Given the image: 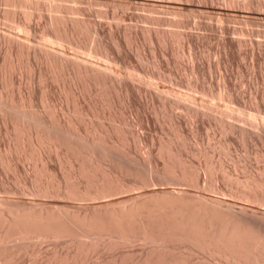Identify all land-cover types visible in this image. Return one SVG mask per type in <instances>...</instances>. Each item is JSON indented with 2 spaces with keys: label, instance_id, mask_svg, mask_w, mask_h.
Here are the masks:
<instances>
[{
  "label": "bare ground",
  "instance_id": "bare-ground-1",
  "mask_svg": "<svg viewBox=\"0 0 264 264\" xmlns=\"http://www.w3.org/2000/svg\"><path fill=\"white\" fill-rule=\"evenodd\" d=\"M80 3L147 5L158 14L173 10L177 17ZM0 4L9 7H0V16L17 32L0 29L1 264L14 263L30 245L37 248L47 241L69 248L59 258L60 251L49 249L53 257L46 256L48 264H82L99 247L117 251L118 257L142 254L137 264L177 252L202 253L207 260L203 264H264V170L255 169L250 160L254 156L264 161V122L257 119H264V93L252 85L256 89H249L247 100L248 91H238L231 78L234 69L244 81L248 75L251 79L250 67H264V29L204 20L208 14L218 22L230 17L264 22V0ZM189 12L201 14V19L192 20L197 15L191 18ZM110 18L137 23L107 24ZM214 31L221 36V47L215 50L209 44ZM213 54L218 59L212 63ZM181 69L188 80L181 77ZM217 69L224 71L219 70L222 81L214 87L205 81ZM178 86L193 92H181ZM194 92L224 100L233 110L221 112V103L200 101ZM130 112L136 119L127 117ZM158 121L169 123L167 133L152 136L141 130ZM136 123L140 130L133 128ZM216 126L225 135L218 145L227 156L238 144V134L245 154L231 160L245 174L236 175L239 170L235 174L211 155L206 142L217 137ZM142 145L146 158L139 153ZM171 184H203L212 193ZM226 195L246 203L236 204ZM36 256L31 258L37 261Z\"/></svg>",
  "mask_w": 264,
  "mask_h": 264
},
{
  "label": "rangeland",
  "instance_id": "rangeland-1",
  "mask_svg": "<svg viewBox=\"0 0 264 264\" xmlns=\"http://www.w3.org/2000/svg\"><path fill=\"white\" fill-rule=\"evenodd\" d=\"M162 1H164V0H162ZM165 1H166V0H165ZM261 1H263V0H261ZM66 2H67V1H65V3H66ZM219 2H220V4H221V3H225V0H224V1H223V0H222V1L219 0ZM68 3H69V4H73L72 1H71V3H70V1H68L67 4H68ZM177 3H178V2H177ZM181 3H183V2H179L178 5H179V6H182ZM74 4H75V2H74ZM76 4H77V3H76ZM80 4H83V3H80ZM1 5H2V6H1ZM83 5H84V6L87 5L88 7H91L93 4L90 5V4H88V3H87V4L84 3ZM89 5H90V6H89ZM93 6H94V7H97V8H98V7H99V8H110V6H112V9H114V10H116V11H118V12H122V11H126V12H128V9H129V12H136V13L138 12V13H142V14H149V13L152 14V13H153L152 15H163V16H165V17H166V16H168V17H169V16H170V17H174V16H175V13H173V10H172V11H171V10H170V11H169V10H165V13H161V14L159 13V14H158V13L154 12V11L152 10L151 7H149V6H147V5L144 6V7H142V6H138V8H137L135 5L131 6V7H132V8H131V7H129L128 5H125V6H124V5H121V4H119V3H117V4H116V3L109 4V5H106L105 7H104V5H97V4H94ZM102 6H103V7H102ZM114 6H115V7H114ZM118 6H119V7H118ZM0 7H1L2 9H4V8L9 9V7H8L7 5H4V4H0ZM94 7H93V9H96V8H94ZM113 7H114V8H113ZM91 8H92V7H91ZM119 8H120V9H119ZM121 8L124 9V10H122ZM134 8H135V10H134ZM6 9H5V10H6ZM118 9H119V10H118ZM132 9H133V10H132ZM137 9H138V10H137ZM146 9H147V10H146ZM149 9H150V10H149ZM242 9H243V8H242ZM121 10H122V11H121ZM130 10H131V11H130ZM139 10H140V11H139ZM243 10H244V9H243ZM167 11H168V12H167ZM244 11H246V10H244ZM144 12H146V13H144ZM168 13H169V14H168ZM170 13H171V14H170ZM192 13H194L195 15L192 14ZM188 15H189V17H191V18H192L193 16H196V15H197V17H193L192 20H194V19H195V20L201 19V18H200V17H201V14H198L197 12H196V13H195V12H189ZM204 15H205V14H204ZM204 15H203V16H204ZM198 16H200V17H198ZM206 16H207V17H206ZM206 16H204V17H206L207 19L204 18V17H202V18H204V20H206V21H211V22H212V21L214 22V21L217 20V21L214 22V23H215V24H218V25H219L220 23H224V24H227V25H230V26H236V25L238 24L237 27L240 26V27L249 28V29H253V28H254V29H255V28H257V29H264V28H262V27H264V24H263L264 22L261 21V20H260V21H257V20H256V21H253V23H252V21H246V20H243V18H237V19L239 20V21H238L236 18L230 17L231 19L228 18L229 21L226 19L227 21H226V20H219L220 22H218V19H216V18L214 19V18H213V19H214V20H213V19L209 18L208 14H207ZM175 17H177V16H175ZM232 18H233V19H232ZM3 20H4V21H3ZM108 20H109V19H108ZM232 20H233V21H232ZM235 20H236L237 23L235 22ZM5 21H6V23H5ZM7 21H8V20H6L5 18H2V16H0V24L2 25V26L0 25V29L3 28V31H4V32H6L7 30H10L11 32L8 31L9 34H10V33H11V34L13 33L12 35H14V33H17L16 30L12 29V27H11V25H10L11 23L8 22V23H9V24H8ZM123 21H125L126 24H125V22H123ZM243 21H244V22L246 21V22L244 23ZM106 22H107V24H108V23H111V22H112V23H115V24H120V23L122 22L121 24H122L123 26H126V27H130V25H131V27H133V26H134L133 24H136V23H137V22H134V21L129 20V19H126V20H120V22H119V20L116 21V19H114V18H113V19L110 18V22L107 21V20H106ZM128 22H129V23H128ZM217 22H218V23H217ZM226 22H228V23H226ZM238 22H239V23L241 22V23L239 24ZM242 22H243V23H242ZM255 22H256L257 24H255ZM258 22H259V23H258ZM2 23H3V24H2ZM132 23H133V24H132ZM233 23H234V24H233ZM248 23H249L250 25H249ZM6 24H7V25H6ZM124 24H125V25H124ZM129 24H130V25H129ZM138 24H139V25L142 24L141 26H143V25H147L148 23H144V22L141 23V22H139ZM192 24H193V23H192ZM242 24H243L244 26H243ZM246 24H247V25H246ZM258 24H259V26H258ZM261 24H262V25H261ZM8 25H9V26H8ZM128 25H129V26H128ZM132 25H133V26H132ZM7 26H8V27H7ZM147 26H150V24H148ZM165 26H166V25H164V27H165ZM255 26H256V27H255ZM1 27H2V28H1ZM162 27H163V26H162ZM164 27H163V28H164ZM167 27H170V26L167 25ZM167 27H165V29H166ZM252 27H253V28H252ZM10 28H11V29H10ZM171 28L174 29L173 27H170L169 29H171ZM175 29H176V28H175ZM188 29H189V28H188ZM190 29H193V28L190 27ZM13 30H14V31H13ZM177 30H180V28H178ZM181 30H182V28H181ZM194 30H196V28H195ZM3 31H2V32H3ZM8 32H7V34H8ZM215 32H216V31L213 32V35H212L211 41L209 42V44H211V46H213V47H210V45L208 46V48H209V47H210L211 49L214 48V50H215V48L221 47V44L219 43V42H221V39H220L221 36H220V34H219L218 32H217V33H218L219 35H218L217 33H215ZM218 36H219L220 38H219ZM213 37H214V38H213ZM216 38H217V39H216ZM256 38H258V39H257L258 41H260L259 39L263 40L262 38H259V37H255L254 39H256ZM214 39H215V40H214ZM213 41H214V42H213ZM211 42H212V43H211ZM214 43H215V44H214ZM212 44H213V45H212ZM218 44H219V45H218ZM247 46H248V48H247L246 46H244V47H245L244 49L247 48L248 50H250L251 47H250L249 45H247ZM249 47H250V48H249ZM208 48H207V50H210V48H209V49H208ZM256 48H257V47H256ZM147 52H148V51H147ZM149 54H150V53H149ZM149 56H150V55H149ZM217 56H218V55H215V54H213V55L211 56V57H212V58H211L212 63H213V61L215 62V60L218 59ZM184 58H186V59H183V61L185 60L184 62H186V64H187V62H188V60H189V56L186 54V56H184ZM187 58H188V59H187ZM215 58H216V59H215ZM245 60H247V61H246L247 64L244 62V60H242V62L245 63L247 66H250V63H251V61H250V60H251L250 57H249V56H248L247 58L245 57ZM248 60H249L250 62H249ZM183 61H182V62H183ZM184 62H183V63H184ZM248 64H249V65H248ZM181 65H185V64H181ZM181 67H182V66H181ZM219 70H220L222 73H223V71H224V69H219ZM219 70L217 69V72H215V71H216V69H215V71H214L215 73L213 72L211 76H208L209 78L206 77L207 80H206L205 82L208 81L207 83H209V84H211V85L214 84V85H213L214 87H217V85L219 86V85L221 84V81H222V79L219 78V77L221 76V74H220L221 72H219ZM254 70H255V71H254ZM253 71H254V72H253ZM262 71H263V72H262ZM184 72H185V70L181 69L180 75L182 74L181 77L184 76V78H185L186 75H189V74H188L187 72H185V73H184ZM231 72H232V73H231V78H232L233 82L235 81V82H234V85H236V88L239 89L238 91H242L243 89L248 91V95H247V98H248V99H247V100H250V99H251V98H250V96L252 95L251 92H250V94H249V89H250L251 87H252V89H250V91H252L254 88L256 89V87H257V88H259L260 91H262V93H264V82H263V80H264V67H263V68H262V67H256L255 69H253V68L250 67V72H251L250 74L252 75L250 78H251L252 80H251V79H249V80H250L251 83L249 82V80H248V78H247V77H249L250 75H248L247 77H245V79H244V81H243V79H241V77H239V75H237L238 73L236 72L235 69L232 70ZM235 72H236V73H235ZM255 72H256V73H255ZM186 73H187V74H186ZM217 73H219L220 75L217 74ZM261 73H262V74H261ZM232 74H233V75H232ZM215 76H216L217 78H215ZM235 76H236V77H235ZM188 77H190V76H188ZM188 77H186L187 80L189 79ZM211 77H212V78H211ZM262 77H263V78H262ZM184 78H183V79H184ZM186 78H185V80H186ZM214 79H215V80H214ZM217 79H218V80H217ZM209 80H211L212 82L210 83ZM219 80H221V81H219ZM241 80H242V83H241ZM253 80H254V81H253ZM255 80H256V81H255ZM213 81H214V82H213ZM237 81H239V82H237ZM245 81H246V82H245ZM217 82H220V84L217 83ZM236 82H237L239 85H237ZM248 82H249L250 84H249ZM252 82H253V84H252ZM207 83H206V84H207ZM215 83H216V86H215ZM248 84H249V85H248ZM256 84H257V85H256ZM252 85H255L256 87H255V86H252ZM262 85H263V86H262ZM245 86H247V87H245ZM183 87H184V86H183ZM183 87L181 88V86H178L177 88H178V89L180 88V89H181V92H186L187 89H188L187 86H185L186 88H185V87L183 88ZM239 87H240V88H239ZM242 87H243V88H242ZM247 88H248V89H247ZM184 89H186V90H184ZM241 89H242V90H241ZM261 89H262V90H261ZM188 91L191 92L192 90L188 89ZM188 91H187V92H188ZM192 92H193V91H192ZM253 92H254V90L252 91V93H253ZM194 93H195L197 96L200 95V96H199L200 101L202 100L203 102H206V103H207V101L204 100V98L207 99V100L211 99V98H208L207 96L205 97L204 95H201V94L198 93V92H194ZM245 94H247V92H245ZM202 96H203V99H201ZM215 100H216V99H215ZM209 101H210V102H209ZM209 101H208L209 104H212V103H214V102H217V103H215V105H216V104L218 105V103H221V104L224 103V100H220V101H218V99H217V101H214V99H213V100L211 99V100H209ZM221 104H219V107H220L221 109H219V107L216 105V106H217V109L220 110L221 112H223V111H224V112H225V111H230V109H231V111L233 110V108H231V106H230V107H227V106H229V105H227V103L222 104V106H221ZM216 106H215V107H216ZM223 107H224V108H223ZM226 108H228V109H226ZM214 112H215V111H214ZM221 112L219 113V111H217V112H215V113H216V114H217V113H218V114H221ZM130 113H131V112H130ZM131 114H132V113H131ZM131 114L128 113L127 115H129V116H127V117H128V118L131 117L130 119H132V118L136 119V117H135L136 115L133 116L134 113H133L132 115H131ZM149 114H150V113H149ZM183 114H185V113H183ZM183 114H182V117L184 118V116H185L184 120L187 119V120L189 121V117L186 116V114H185V115H183ZM246 116H247V114H246ZM248 116L251 117L252 119H254L253 116H251L250 114H248ZM187 117H188V118H187ZM249 117H247V118H249ZM251 118H249V119H251ZM257 119H259V121H260V120H263V122H264V119H262V118H257ZM132 120H133V119H132ZM187 120H186V121H187ZM165 122H166V121H165ZM190 122H191V123H189V122H187V123H189V125L191 124L190 126L192 127V126H193V125H192V121L190 120ZM158 123H159V124H158ZM158 123L155 124V125H152V124H151L148 128H146V127H145V128H141L142 126H138V123L133 124L132 126H133V128H135V129H137V130H138L139 128H141V130L147 131V132L150 133L152 136H157L156 134H158V135L160 136V135H163L164 133H167L166 131H168L167 129H169V123H167V122L164 123V121H158ZM162 123H163L164 125H163ZM134 125H135V127H134ZM161 125H162V126H161ZM166 125H167V126H166ZM189 125H188V126H189ZM190 126H189V127H190ZM217 127H218V126H216L215 128H217ZM163 128H164V129H163ZM165 129H166V130H165ZM207 129H208V128H207ZM207 129H206V130H207ZM139 130H140V129H139ZM161 130L163 131V133H161V132H162ZM218 130H219V131H218ZM151 131H152V132H151ZM215 131H216V132H215ZM215 131L213 132L212 129H210V128H209L208 131H207V132H211V133L213 132V134H215V135H213L214 137L217 136V137H215V138H211L210 142H209V141L206 142L207 145L209 146L210 150L213 149V150L211 151V155H214L215 160H217V161L221 160V161H223V162L226 164V166L228 165L227 169L229 168L230 170H232V169H233L234 171L236 170V171H235V174H236V172H237L240 168H239L238 166L233 165V162H234V161L232 162V160H233V158L236 157V155H238V156H243V155L245 154V151H244L242 148H240V144H239V143H240V142H239L240 139H238L239 136H238V134H237V137L235 138L234 136H236V134H233V137L235 138L234 142H235V141L238 142V144H236V145H238V146H237L238 149L236 148V145L234 146V144H235V143H234V144H233V146H234L233 148H234V149H233V148L231 149V150H233L232 153H231V150L229 151V152H230V153H229L230 156H229V154H228V156H229V158H228V156L226 155V153H228V151L226 152V151L224 150V148L221 147V146H222V143L219 142L220 138H221V141H222V139L224 138L225 135H224V133L222 134V132H220L221 130H220L219 127H218V129L215 130ZM158 132H159V133H158ZM218 132H219V133H218ZM220 133H221V134H220ZM153 134H154V135H153ZM219 134H220V136H219ZM221 135H222V136H221ZM218 138H219V139H218ZM214 140H215V141H214ZM217 140H218V141H217ZM238 140H239V141H238ZM214 142H215V143H214ZM237 142H236V143H237ZM208 143H209V144H208ZM213 143H214V144H213ZM216 144H217V146H216ZM218 144H219V145L221 144V146H219ZM143 147H144V149H143ZM216 147H217V148H216ZM215 148H216V149H215ZM235 148H236V149H235ZM241 149H242V150H241ZM142 150H143V151H142ZM144 150H145V152H146V147H145L144 145H142V146L140 147V149H139V153L142 155L143 158H146V153L144 152ZM219 150H220V151H219ZM223 150H224V151H223ZM240 150H241V151H240ZM214 151H215V152H214ZM217 151H218V152H217ZM222 151L225 152V153H223ZM238 152H239V153H238ZM218 153H220V154H218ZM222 153H223V154H222ZM236 153H237V154H236ZM243 153H244V154H243ZM222 155H223V156H222ZM230 157H232V158H230ZM231 159H232V160H231ZM250 160H251V162L254 164V165L252 164V165L254 166V168L257 166V168H261L262 171L264 170V169H263V168H264V166H263V165H264V161H262V160H260V159H257V158H255L254 156H251ZM255 160H256V161H255ZM230 161H231V162H230ZM260 161H261V162H260ZM227 162H228V164H227ZM255 162H256V163H255ZM262 162H263V163H262ZM229 163H230V164H229ZM29 164L31 165V163H29ZM259 164H260V165H259ZM231 165H232V166H231ZM233 166H235V167H237V168H239V169H237V168L234 169ZM239 166H240V165H239ZM262 166H263V167H262ZM29 167H30V166L28 165V168H29ZM32 167H33V166H32ZM32 167H30V168H31V171H29L30 168L28 169V172H29V173H30V172H31V173L33 172V171H32V169H33ZM231 167H232V168H231ZM242 167H243V166H242ZM242 167H241V168H242ZM257 168H255V169H257ZM241 170L244 171V173H243V172H240ZM241 170H239V171L237 172L238 174H236V175L245 174V170H244V168H242ZM257 170H258V169H257ZM207 176H208V175H207ZM240 176H241V175H240ZM242 176H243V175H242ZM263 176H264V171H263ZM208 178H209V177H207V180H208ZM202 186H203V184L200 186V188H199V187H192V186H188V185H185V186H184V185H178V184H171V185H170V187H172V188H180V187H182V188L191 189V190H193V191H197V190H198V191H203V192H205V193H209V192H210V190H206V191H205V190H204V189H205L204 186H203V187H202ZM201 188H202V189H201ZM210 193H212V192H210ZM4 196H6V194H5ZM16 196H17V195H16ZM6 197H7V196H6ZM8 197H9V196H8ZM10 197H12V196H10ZM225 197H226L227 199H229V200H231V199L233 200V199H234V201H236V204H237V202L242 203V204H243V203H244V204L246 203V202H242L243 200H240V199H236V200H235V198H232V196L229 197V195H226ZM51 242H52V241H51ZM51 242H50V245H49V242H48V241H47V242H44L43 244H42V243H39V245L37 244V245H38L37 248H35L36 246H34V245H30V247L28 246L29 248H27V250L24 251L23 253H20L19 255H16V256H15V257H16V258H15L16 261H13L14 263L11 262L10 264H16V263H17V264H32V263H33V264H35V263H36V264H37V263L43 264V262H42L43 255H44V257H45L44 259H47L48 256H49L48 258L53 257V254H54V250H55V248H56V250H58V252H59V251L61 252V254H60V252H59L60 255H57L58 258H59V256L62 257L63 253H64V255H65V251H66V253L68 254V252H67V251H69V250H68V249H69L68 246H66V247H67V249H66L63 245H60V247H59V246L56 244V245L58 246V247H57L55 244H52V243H54V242H52V243H51ZM40 244H42V245L40 246ZM51 244H52V245H51ZM54 245H55V246H54ZM49 246L52 247L53 249H52V248H49ZM62 246H63L64 250H63ZM32 248L35 249V250H33ZM39 248H40V249H39ZM28 249H29V250H28ZM37 249H38V250H37ZM49 249H51V252H53V254L50 252ZM101 249H103V248H102V247H99L98 250H95L96 252L93 251V254L90 253L91 255L94 256V257H93V256H91V255L89 254V258L92 257L90 260H89V258H88V260H87V259H86L87 257L84 258V259L87 261L88 264H112V263H113V264H116L115 260L118 262L117 264H127V261H128V264H135V263L137 264V262L139 263V261H140L139 259H140V258L143 259L142 254H138V253H136L135 256H134L135 253H134V254H127L126 256L129 255L130 258H129V256H128V257L124 256V257H126V258H124L123 255H121V254H120L121 256L118 257V254H119V253H118L117 251H111V253H109L110 251L107 252V250H104V249L101 250ZM32 250H33L34 252H33ZM36 250H37L38 252H37ZM39 250H40L41 252H40ZM47 250H48L49 252H48ZM98 251H99V252L101 251L102 253L100 252V255H98V254H99ZM30 252H31V254L33 253L32 256H31ZM39 252H40L41 254H40ZM44 252H45V253H44ZM71 252H72V251H71ZM113 252H114V253H113ZM47 253H48V254H47ZM108 253H109V255H108ZM35 254H36L37 256H39V259L37 258V256H36ZM39 254H40V255H39ZM69 254H70V256H71V253H69ZM94 254H95V255H94ZM105 254L108 256V258H107V256H106ZM110 254H111V255L113 254L112 256H114V257H113L114 259L110 258ZM182 254H183V253H182ZM186 254H187V253H186ZM189 254H190V253H189ZM189 254H188V255H184V254L181 255V253L178 254V252H177V253L171 254L170 257H169V256H168V257H167V256H166V257H163V256H162V257H160V259H159V257H158V258H157V257H154L156 260H155V259H152V261L150 262V264H151V263H152V264H154V263H156V264H165V263H166V264H174V263L177 261L176 258H178L179 261H177L175 264H191V263L194 264V263H197V262H198L199 264H201L202 262L207 261V260H204V261L202 260L203 258H204V259L206 258V257H203V256H205V255L202 254V253H200V254H199V253H196V254H198L199 257H198L197 255H195V253H193L195 256L191 253V255H192L193 257H192L191 255H189ZM201 254H202V256H201ZM47 255H48V256H47ZM51 255H52V256H51ZM64 255H63V256H64ZM104 255H105V256H104ZM115 255H116V256H115ZM140 255H141V256H140ZM34 256H36L38 262L35 261V259H33V258H35ZM46 256H47V257H46ZM97 256H98V257H97ZM112 256H111V257H112ZM131 256H132V257H131ZM171 256H172V257H171ZM182 256H183V257H182ZM184 256H186V257H184ZM196 256H197V258L195 259ZM31 257H33V258H31ZM61 257H60V258H61ZM65 257H66V256H65ZM96 257H97V259H96ZM115 257H116V259H115ZM120 257H121V258H120ZM133 257H134V258H133ZM173 257H175V259H174ZM179 257H180V258H179ZM187 257H189V258H187ZM201 257H202V258H201ZM18 258H19V261H20V262L18 261ZM69 258H70V257H69ZM103 258H104V259H103ZM109 258H110V259H109ZM161 258H165L167 261L164 260V259H161ZM172 258H173L175 261H174ZM181 258H183L184 260L181 259ZM185 258H186L188 261H186ZM190 258H191V259H190ZM31 259L34 260V261L32 262ZM44 259H43V261H45L44 263H45V264H46V263L48 264V260H49V259H47V262H46V260H44ZM98 259H99V260H98ZM108 259L111 261V263H110V261H109ZM125 259H126V261H125ZM170 259H172L173 261L170 260ZM193 259H195V260H193ZM29 260H30V261H29ZM85 260H83L82 264H85V262H86ZM96 260H98V261H96ZM101 260L104 261V262H102ZM106 260H107L108 262H107ZM112 260H114V262H113ZM118 260H119V261H118ZM123 260H124L125 262H124ZM129 260H130V262H129ZM137 260H139V261H137ZM154 260H155L156 262H154ZM161 260L164 261V262H162ZM17 261H18V262H17ZM39 261H40V262H39ZM99 261H101V262H99ZM131 261H132V262H131ZM171 261H172V262H171ZM181 261H182V262H181ZM184 261H186L187 263H186V262L184 263ZM134 262H135V263H134ZM140 262H141V261H140ZM158 262H160V263H158ZM161 262H162V263H161ZM167 262H169V263H167ZM180 262H181V263H180ZM188 262H189V263H188ZM87 263H86V264H87ZM198 263H197V264H198ZM205 263H206V262H205ZM0 264H1V263H0ZM202 264H203V263H202ZM206 264H210V263L208 262V263H206Z\"/></svg>",
  "mask_w": 264,
  "mask_h": 264
}]
</instances>
